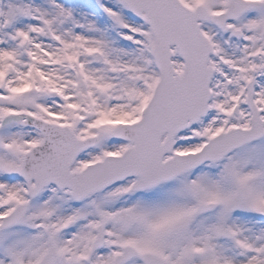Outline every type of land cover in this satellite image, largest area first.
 <instances>
[{
  "label": "snow or ice",
  "instance_id": "snow-or-ice-1",
  "mask_svg": "<svg viewBox=\"0 0 264 264\" xmlns=\"http://www.w3.org/2000/svg\"><path fill=\"white\" fill-rule=\"evenodd\" d=\"M0 264H264V0H0Z\"/></svg>",
  "mask_w": 264,
  "mask_h": 264
}]
</instances>
